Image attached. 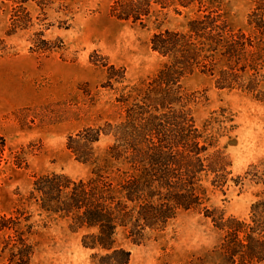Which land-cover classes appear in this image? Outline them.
<instances>
[{"label": "rangeland", "instance_id": "obj_1", "mask_svg": "<svg viewBox=\"0 0 264 264\" xmlns=\"http://www.w3.org/2000/svg\"><path fill=\"white\" fill-rule=\"evenodd\" d=\"M115 1L53 0L46 16L32 4L29 27L7 35L11 3L0 0V47L5 46L0 52V216L19 217L18 238L25 241L21 264H116L106 258L111 250L84 245L97 228H77L72 215L52 212L48 205L54 202L36 201L30 193L44 175L85 181L103 169L116 185L121 173L130 172L129 165L108 161V148L126 110L141 100L167 62L151 50L153 35L186 33L191 21L207 14L233 32L254 34L248 23L257 0H141L147 15L138 21L118 19ZM38 38L50 50L36 51ZM216 79L194 68L180 80L179 90L184 110L202 134L200 144L207 154L226 158L225 183L201 175L202 205L178 210L161 230H146L141 241L117 227L112 249L129 253L126 264H231L221 249L225 233L206 210L249 223L252 206L264 202L263 185L251 180L256 171L264 174V68L254 91L221 88ZM85 129L105 131L92 145L88 163L67 149L68 138ZM14 236L0 231V264H19L8 248L3 250ZM239 257L233 264H242Z\"/></svg>", "mask_w": 264, "mask_h": 264}, {"label": "trees", "instance_id": "obj_2", "mask_svg": "<svg viewBox=\"0 0 264 264\" xmlns=\"http://www.w3.org/2000/svg\"><path fill=\"white\" fill-rule=\"evenodd\" d=\"M8 1L12 13L7 35L29 27L30 5L34 4L46 16L45 11L53 3V0ZM256 4L248 23L253 35L233 32L219 17L207 14L191 21L186 33L164 31L152 36L151 50L167 62L148 84L141 100L126 110L125 121L113 131L114 143L108 148V161L131 168L130 172L121 173L116 185L108 180L103 169L92 172L94 176L85 181L44 175L35 180L31 198L54 202V207L48 205L50 210L72 215L77 228H97L96 235L85 236L88 243L84 245L111 250L106 258L116 264H126L129 259V253L123 249H112L117 227L125 228L134 242H138L144 239L146 230L164 228L178 210L200 207L204 195L198 185L201 175H213V183L222 186L228 163L222 153L209 155L207 146L200 144L202 134L181 104L184 98L179 82L198 68L202 74L217 77L216 84L221 88L236 85L247 91L255 90L259 72L264 68V0H257ZM144 6L141 0H117L113 10L118 19L138 21L147 15ZM35 36L41 37L42 32ZM3 44L0 40V45ZM46 45L40 38L34 42L36 51L50 50ZM4 47H0V52ZM102 132L105 131L85 129L68 138L67 149L78 160L88 163L92 145L99 141ZM2 148L0 137V161ZM251 176V180L264 187V174L258 175L256 171ZM205 216L225 233L221 249L227 262L235 263L236 256H240L242 264L264 262V202L252 206L249 223L234 218L224 220L215 210H206ZM19 225V217L0 216V231H13L16 235L4 242L3 250L8 248L10 257L17 256L21 264L25 241L18 238ZM13 248L17 254H13ZM119 256H123L120 261Z\"/></svg>", "mask_w": 264, "mask_h": 264}]
</instances>
